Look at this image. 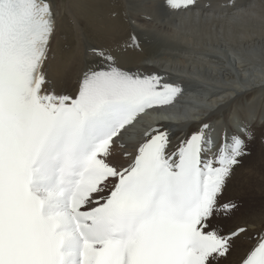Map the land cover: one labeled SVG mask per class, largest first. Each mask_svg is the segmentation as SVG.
<instances>
[{
	"label": "snow or ice",
	"instance_id": "snow-or-ice-1",
	"mask_svg": "<svg viewBox=\"0 0 264 264\" xmlns=\"http://www.w3.org/2000/svg\"><path fill=\"white\" fill-rule=\"evenodd\" d=\"M55 33V0H0V264H224L234 253V264H264V229L228 226L239 205L221 203L247 126L219 142L207 122L180 135L150 127L114 162L128 128L183 90L94 46L76 89L57 92L46 71Z\"/></svg>",
	"mask_w": 264,
	"mask_h": 264
},
{
	"label": "bare ground",
	"instance_id": "bare-ground-1",
	"mask_svg": "<svg viewBox=\"0 0 264 264\" xmlns=\"http://www.w3.org/2000/svg\"><path fill=\"white\" fill-rule=\"evenodd\" d=\"M161 3L155 0L149 7L145 0L55 4L48 78L57 92L74 91L89 63L90 48L102 46L114 50L125 69L157 73L182 88L174 104L160 110V116L166 111L172 117L157 122L152 120L157 112L146 114L117 140L113 161L121 164L127 163L124 151H132L150 123L180 135V129L192 130L207 122L219 142L225 131L229 135L238 131L234 123L239 120L252 139L247 141L248 154L227 183L224 202L244 199L248 209L240 208L226 224H247L255 233L264 229V7L199 6L161 15ZM133 36L139 48L132 46ZM253 239L246 237L241 247L251 246ZM236 259L234 253L224 264H234Z\"/></svg>",
	"mask_w": 264,
	"mask_h": 264
},
{
	"label": "rangeland",
	"instance_id": "rangeland-1",
	"mask_svg": "<svg viewBox=\"0 0 264 264\" xmlns=\"http://www.w3.org/2000/svg\"><path fill=\"white\" fill-rule=\"evenodd\" d=\"M67 0H55V4H57L58 6H63V4H64V2H66ZM155 0H145V2H146V7H149L153 2H154ZM157 1V0H156ZM208 1V2H207ZM210 1H211V3L213 2V4H211L210 3ZM216 1V2H215ZM221 1V2H220ZM230 1H234L233 3L232 2H230ZM248 1V2H247ZM201 2V3H200ZM205 2V3H204ZM228 2V3H227ZM243 2V3H242ZM199 3V4H198ZM204 3V4H203ZM209 3V4H208ZM218 3V4H217ZM230 3L231 4H234V7H258V6H260V7H264V0H197V4H196V6L195 7H233V6H229L230 5ZM236 3H238V4H236ZM201 4V5H200ZM229 4V5H228ZM241 4V5H240ZM217 5V6H216ZM238 5V6H237ZM246 5V6H245ZM62 17V16H61ZM57 26H58V21H57ZM255 116V114H252V116ZM233 116V113H230V115H229V117H232ZM263 119H261V121H262ZM235 121H237V120H235ZM234 121V122H235ZM234 127L236 128V129H238V128H240V123H239V120H238V123H234ZM227 193V191H224V193H223V196H222V198H221V203H227V201L226 202H224V198H227L226 197V194ZM229 202V201H228ZM233 202H235V203H237L238 205H239V207H238V209L236 210V212H235V214L232 216V217H235L237 214H239L238 212H239V210H240V208H241V210L242 209H244V210H247L248 208L246 207V206H248L247 204H245L244 202H246V200H244V199H240V200H236V201H233ZM227 221H230V220H227ZM225 223H226V221H225ZM225 263V262H224Z\"/></svg>",
	"mask_w": 264,
	"mask_h": 264
}]
</instances>
